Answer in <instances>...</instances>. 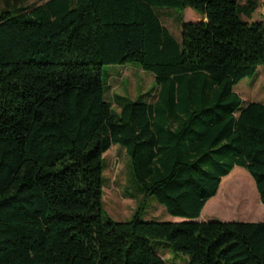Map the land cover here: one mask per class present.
Here are the masks:
<instances>
[{
	"label": "trees",
	"instance_id": "1",
	"mask_svg": "<svg viewBox=\"0 0 264 264\" xmlns=\"http://www.w3.org/2000/svg\"><path fill=\"white\" fill-rule=\"evenodd\" d=\"M7 1V0H6ZM249 9L252 8L248 4ZM191 8L179 42L156 14ZM237 0H45L0 9V264H264V221H196L235 166L264 205V22ZM134 63L153 102L104 97L102 65ZM121 145L139 192L185 221L102 217V153ZM226 176V177H227Z\"/></svg>",
	"mask_w": 264,
	"mask_h": 264
},
{
	"label": "rangeland",
	"instance_id": "2",
	"mask_svg": "<svg viewBox=\"0 0 264 264\" xmlns=\"http://www.w3.org/2000/svg\"><path fill=\"white\" fill-rule=\"evenodd\" d=\"M45 0H0V9L6 2L15 5H34ZM245 6L240 17L247 21L264 22V0H237ZM248 4L252 5L249 9ZM156 14L163 26L180 42L181 23L199 21L203 17L191 8H159ZM101 79L104 97L114 112L128 100L153 102L159 85L154 75L140 69L134 63L102 65ZM233 90L243 101L264 100V72L258 68L253 76L240 80ZM227 176V175H226ZM223 176L216 194L210 198L196 221H264V205L261 203L254 181L242 167L235 166L229 176ZM102 217L115 221L128 220L140 205L139 218L144 221H185L186 218L167 213L151 196L145 197L133 179L129 157L119 144H112L102 153ZM149 246L166 264H189L186 254L175 251L163 240H149Z\"/></svg>",
	"mask_w": 264,
	"mask_h": 264
}]
</instances>
